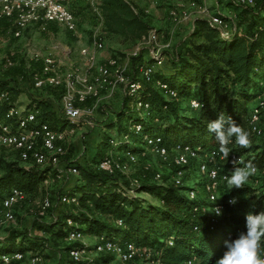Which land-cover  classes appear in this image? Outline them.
<instances>
[{
    "label": "trees",
    "instance_id": "16d2710c",
    "mask_svg": "<svg viewBox=\"0 0 264 264\" xmlns=\"http://www.w3.org/2000/svg\"><path fill=\"white\" fill-rule=\"evenodd\" d=\"M99 2L107 36L136 46L152 29L145 10L130 0ZM219 3L231 8L234 14L226 16L220 11L214 12L231 21L233 30L230 35L224 36L207 19L196 18L184 42L168 54L164 67L155 73V79L168 83L181 99L197 98L201 106L197 109L188 105L182 108L176 103L179 101L166 98L160 89L149 84L142 95L152 104L150 116H136L126 96L122 105L112 112V116H108L104 128L106 131L116 129V150L122 155L126 152L141 153L145 149L144 135L161 136L169 147L180 144L219 149L214 134L207 131L206 125L215 120L220 112H224L250 135V148H241L235 144V138L229 147L231 151L242 155L245 163L252 161L256 165L262 176L260 185L254 187L246 184L244 188H233L228 192L223 190L226 216L212 223L195 210L196 206L204 202V197H186L185 192L190 187L187 184L175 186L171 176L163 178L162 183L141 182L134 195L124 186L126 181L118 176L120 172L109 174L99 170L97 164L111 148L110 139L108 141V136L104 134L98 145L89 149L95 167L82 168L76 165L81 177L72 190L58 197L59 204H65L61 202L65 193L78 197L79 203L72 204L78 205L81 210L66 213L48 223L35 221L34 228L49 234L51 238L34 235L29 229L10 231L0 238V255L16 252L45 255L49 240L63 244L68 257V250L75 244L65 241L70 228L67 218L78 222L85 234L105 235L156 248L160 251L155 258L159 261L157 264H188L194 256L197 257L196 264H216L227 250L225 241L235 240L240 233L247 231L246 215L264 211V141H255L254 138L258 136L253 134L248 122L252 104L263 93L264 0H257L253 5L240 4L235 0H219ZM70 7L78 15L79 9L71 3ZM142 57L133 58L134 69L137 70ZM138 77V71L134 72L133 79ZM5 90H9L12 96L0 101V118L10 121L7 112L16 105L17 91L8 80H0V94ZM58 91L61 98L62 91ZM34 105L41 109L39 120L48 123L53 129L69 126L65 118L55 117L49 103L34 98L26 108L31 109ZM133 124H140L143 132L135 133L131 129ZM105 146L107 149L103 152ZM225 166L230 172L237 167L231 160ZM0 169V199L15 187L25 190L28 196L38 195L46 191L43 182L47 174L56 171L50 167L27 168L20 159L8 160L2 155ZM185 180H189L188 176ZM198 188H202V182L198 183ZM141 193L150 194L157 202L140 196ZM234 198L235 204L227 202V199ZM116 219H122L124 226L118 225ZM169 239L173 241L172 246L166 243ZM103 259L101 257L96 261Z\"/></svg>",
    "mask_w": 264,
    "mask_h": 264
},
{
    "label": "built area",
    "instance_id": "2783aa9c",
    "mask_svg": "<svg viewBox=\"0 0 264 264\" xmlns=\"http://www.w3.org/2000/svg\"><path fill=\"white\" fill-rule=\"evenodd\" d=\"M72 0H0V21H7L11 25V33L14 38H21L24 31L30 26H38L42 30H48L50 25H55L77 38L80 48L78 51L69 44L57 42L52 46L48 54L39 50L33 52L36 62H42V69L34 75V87L43 89L53 87L60 89L61 102L64 118L69 126L63 129H53L48 123L39 120L41 109L34 105L31 109L19 106L16 102L8 112L6 118H0V156L3 151H14L18 158L27 168L50 167L55 172H49L44 179L46 187L54 180L62 179L64 171L59 168L60 159L67 153V143L70 137L76 132L79 124H85V104L90 98L98 97L103 90H114L123 85L126 96L129 99L130 107L142 117H148L152 113V104L143 97V91L149 84L160 89L164 95L176 101H183L178 92L168 83L155 79V73L164 67L167 61L166 52L172 47V41H163L164 35L152 28L136 44L126 64L122 62L123 57L109 56L104 61L100 59V52L105 47L107 31L105 30V18L100 7L99 0H89V7L97 19V26L91 34L89 42H85V35L79 29V17L71 9ZM185 0H179L182 4ZM240 4L253 5L257 0H235ZM206 0L200 5L199 13L205 14L207 8ZM196 6V2L191 3ZM149 13V10H145ZM191 13L183 11L180 14L172 12V18L176 23L188 21ZM196 18L207 19L212 26L217 27L224 36L232 32V23L215 13L208 17L196 16ZM16 52L12 51L6 57V66L14 64ZM143 55L142 60L137 64L139 73L138 79L126 74L131 58ZM263 93L256 98L252 104L249 114V126L253 134L264 138V82H261ZM9 90L0 94V101L11 98ZM190 108L197 109L201 102L197 98H191L187 104ZM131 129L135 133L143 132L140 124H133ZM145 149L141 153L126 152L123 155L126 160L116 157L120 154L116 150L117 141L110 139L111 148L102 156L97 164L99 170L109 174L121 172L127 174L129 165L141 161L148 153L156 154L161 162L172 168L171 181L175 186L188 185L190 180H185L187 171L192 166L196 168L201 180H196L192 188L187 189L185 195L191 199H198V183L202 182L204 202L195 207L197 212L207 217L212 223L226 216V205L223 199V187L227 183L225 176H231V172L225 166L229 160H236L237 167L243 165L244 157L231 151L227 160L217 148H193L190 145H175L169 147L163 142L161 136H143ZM148 166V165H147ZM65 173L78 175L79 168L76 165L69 166ZM256 173H259L257 169ZM255 173V174H256ZM154 179L160 183L163 176L156 173ZM199 181V182H198ZM141 182L131 180L129 193L136 194ZM47 190V189H46ZM28 198L25 190L12 188L0 199V231L10 222L16 221L15 208ZM232 199H227V202ZM62 203L78 204V197L65 193L61 197ZM53 207L51 194L46 192L36 206V213L39 217L45 216ZM220 209L217 215L215 209ZM70 227L65 236L68 244H75L68 250L67 261L60 264H113L116 260L120 264H142L144 259H154L153 263H159L155 258L160 251L153 247H146L135 242L123 241L116 238H108L105 235H95V241L90 244H81L86 234L80 229V224L73 218L66 219ZM120 226H124L122 219H116ZM170 246L172 240H166ZM94 253L96 256L91 257ZM264 257V251L261 253ZM104 257L97 262L98 258ZM111 257V260L106 259ZM30 259L32 264H41L43 256L35 252H16L0 255V264H22ZM197 257L194 256L188 264H196Z\"/></svg>",
    "mask_w": 264,
    "mask_h": 264
},
{
    "label": "rangeland",
    "instance_id": "374dc122",
    "mask_svg": "<svg viewBox=\"0 0 264 264\" xmlns=\"http://www.w3.org/2000/svg\"><path fill=\"white\" fill-rule=\"evenodd\" d=\"M137 7L149 10L147 16L148 20L152 24V28L158 30L164 35L163 41L171 40L172 47L168 54L174 51L177 45L184 42L192 30V21L196 16L208 17L214 12L220 11L222 14L233 16L234 14L227 11L224 5L219 3V0H206L205 6L207 12L205 14L199 13L200 5H203V0H185L182 4L179 0H130ZM195 1L196 6L191 3ZM77 11L79 17V29L85 35V42H89L91 34L97 26V19L90 11L89 0H74L71 2ZM166 9V11H164ZM191 13V18L188 21L182 23H176L172 18V12L180 14L183 11ZM165 12V13H164ZM163 13L165 16H163ZM159 27V29H157ZM52 32V31H51ZM73 37V38H72ZM87 38V39H86ZM57 42H65L72 46L76 51L80 46L77 43V38L69 34L67 31L57 28L52 33H48V30H42L38 26H33L29 31H24L21 38H13L11 33V25L5 22L0 23V80H8L11 86L16 88L17 102L19 106L27 107L28 104L34 100V98L40 99L51 105L54 115L58 119H63L64 114L62 110V102L60 93L57 88L45 87L43 89H37L34 87V75L36 72H40L41 64L36 62L33 57V52L39 50L44 54H48L53 45ZM135 49V44L121 43L116 37L107 36L105 40V47L103 49L104 57H101V61H104L107 56H120L123 57L122 62L126 64L127 58H130L131 53ZM16 52L14 57V64L12 66H6V57L10 52ZM132 60L130 59L126 74L133 76L134 72H137L132 67ZM168 60V58H167ZM167 62V61H166ZM38 68L37 71H33V68ZM166 68V66H165ZM164 68V69H165ZM126 97V91L123 85H119L114 90H103L98 97L90 98L85 104H82L85 110V124H79L76 128V132L70 137L67 145V153L60 159L59 168L64 171L62 179L52 181L47 187L46 191L41 192L38 195H29L28 198L15 208L16 221L7 223L0 231V238L6 236L10 231L15 229H29L34 235L40 237L51 238L49 234L39 231L34 228L35 221H42L44 223L51 222L56 218L62 217L66 213H77L81 209L78 205L69 203L59 204L58 197L61 193L72 190L74 185L81 177V173L78 175H69L65 173L66 169L71 165H78L88 168H94L95 163L89 156V149L98 145L104 134L108 136V141L111 138L117 136L116 129L109 130L104 128L105 121L108 116H112V112L117 110L123 103ZM168 98L167 95H165ZM191 98H184L183 101L176 102L182 108H187V104ZM136 116L139 114L136 112ZM68 127V126H67ZM255 141L262 142L264 138L255 137ZM106 151L107 147L104 148ZM2 156L8 160H18V154L14 151H3ZM116 157L126 160L125 156L117 154ZM148 165V166H147ZM2 170L0 169V173ZM156 173H160L163 178L172 176V168L164 165L160 158L153 153H148L144 160L137 162L136 164L129 165L127 168V174L119 173L118 176L122 180L126 188H130L131 180L144 183H160L154 179ZM188 186L192 188L196 180H201V176L196 168V165L187 171ZM123 181V182H124ZM198 181V182H199ZM262 181L261 173H256L250 177L247 182L248 185L257 187ZM223 190L229 191L227 183L224 185ZM46 192L51 194L53 198L54 208L49 210L48 213L39 217L36 213V206L42 199ZM140 196L157 202L150 194L141 193ZM198 197L203 198L204 192L200 188L197 194ZM187 197V195H186ZM239 236V235H238ZM238 238V237H237ZM95 241L94 234H86L81 244H90ZM264 251V245L261 244L260 254ZM45 255L41 264H60L67 261V254L65 247L61 243L51 242L48 240L46 248L44 250ZM91 257H95L94 253L90 254ZM154 259L142 261V264H154ZM22 264H32L30 259L25 260ZM113 264H120L114 260ZM156 264V263H155Z\"/></svg>",
    "mask_w": 264,
    "mask_h": 264
},
{
    "label": "clouds",
    "instance_id": "9594fccd",
    "mask_svg": "<svg viewBox=\"0 0 264 264\" xmlns=\"http://www.w3.org/2000/svg\"><path fill=\"white\" fill-rule=\"evenodd\" d=\"M206 129L209 133L214 134L215 140L219 145V152L227 160L233 143L241 148L251 147L249 133L237 124L230 116L220 112L215 120L207 123ZM233 165L236 160H232ZM242 167H234L231 176H225L229 190L244 188L250 177L256 171V165L252 161L245 163L240 161ZM229 203L235 204V198ZM217 215H220V209H215ZM246 232L239 234L238 238L231 241H225L226 251L223 256L216 261V264H264V257L261 256V244L264 241V211L258 214L248 213L246 215Z\"/></svg>",
    "mask_w": 264,
    "mask_h": 264
},
{
    "label": "crops",
    "instance_id": "0c3cea01",
    "mask_svg": "<svg viewBox=\"0 0 264 264\" xmlns=\"http://www.w3.org/2000/svg\"><path fill=\"white\" fill-rule=\"evenodd\" d=\"M225 9H227V11H229V12H231V13H233L232 12V10H231V8H229V7H224ZM143 9V8H142ZM164 11H166V9H164ZM165 13V12H164ZM163 13V16H165V14ZM228 16H230V15H228ZM79 17H81V16H79ZM147 18H149L148 16H147ZM196 19V17L193 19V21H192V27H193V24H194V20ZM6 24H8L9 22H5ZM31 27H33V26H30L27 30H25V31H29L30 29H31ZM58 27H56L55 25H50L49 26V29H48V33L50 34V33H52L55 29H57ZM157 29H159V27L157 28ZM52 31V32H51ZM13 36V35H12ZM14 38V37H13ZM87 39V38H86ZM63 43H65V42H63ZM66 44H68V43H66ZM101 57H104V55H103V52L101 51L100 52V58ZM107 57H109V56H107ZM30 58H32V57H30ZM40 64H41V67H40V69H42V62H39ZM37 69L38 68H33V71H37ZM58 93H59V91H57ZM24 164V163H23ZM24 166H25V164H24Z\"/></svg>",
    "mask_w": 264,
    "mask_h": 264
}]
</instances>
